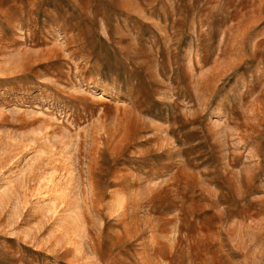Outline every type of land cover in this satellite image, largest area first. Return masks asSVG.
Instances as JSON below:
<instances>
[{
    "label": "rangeland",
    "instance_id": "1",
    "mask_svg": "<svg viewBox=\"0 0 264 264\" xmlns=\"http://www.w3.org/2000/svg\"><path fill=\"white\" fill-rule=\"evenodd\" d=\"M0 264H264V0H0Z\"/></svg>",
    "mask_w": 264,
    "mask_h": 264
}]
</instances>
